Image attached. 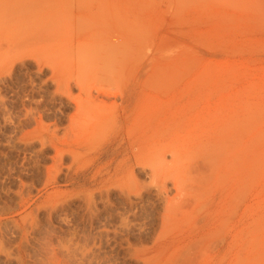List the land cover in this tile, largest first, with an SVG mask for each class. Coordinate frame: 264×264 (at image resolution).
I'll return each mask as SVG.
<instances>
[{
    "label": "rangeland",
    "instance_id": "1",
    "mask_svg": "<svg viewBox=\"0 0 264 264\" xmlns=\"http://www.w3.org/2000/svg\"><path fill=\"white\" fill-rule=\"evenodd\" d=\"M7 2L0 264H264V0Z\"/></svg>",
    "mask_w": 264,
    "mask_h": 264
},
{
    "label": "bare ground",
    "instance_id": "2",
    "mask_svg": "<svg viewBox=\"0 0 264 264\" xmlns=\"http://www.w3.org/2000/svg\"><path fill=\"white\" fill-rule=\"evenodd\" d=\"M9 1V0H8ZM3 3H5L4 5H1L0 6V23H1V26L0 27H2V25H4L3 27L5 28V29H9L11 26H12V24H13V22H14V20H15V18H14V16H13V7H6L5 5H6V3L7 4H9L8 2H7V0L6 1H4V2H2L1 4H3ZM11 4V3H10ZM9 4V5H10ZM13 4V3H12ZM21 5V4H20ZM19 4H18V6H20ZM25 5V4H24ZM8 6V5H7ZM10 6H12V5H10ZM22 6V5H21ZM1 7H5V9H3V8H1ZM16 7H17V5H16ZM11 8H12V13H11ZM4 11H3V10ZM20 14V13H19ZM19 16V15H18ZM18 16H17V18H18ZM17 20V19H16ZM15 20V21H16ZM24 20V19H23ZM18 21H19V19H18ZM17 22V21H16ZM22 22V21H21ZM21 22H20V24H21ZM88 21H85L84 23H83V25L85 24V26H84V28L86 27V25L88 24L87 23ZM22 25V24H21ZM23 26V25H22ZM20 27V26H19ZM88 27L91 29L92 27L90 26V25H88ZM87 27V28H88ZM21 28V27H20ZM86 29V28H85ZM89 29V30H90ZM93 29V28H92ZM91 29V30H92ZM94 30V29H93ZM15 31V30H14ZM24 31V30H23ZM26 31H27V29H26ZM88 31V30H87ZM16 32V31H15ZM13 33V32H12ZM22 35V34H21ZM29 36V35H28ZM30 37V36H29ZM118 37L119 36H117V35H113V37H112V39H115V40H117L118 39ZM30 39V38H29ZM106 38H103L102 40H105ZM111 39V40H112ZM101 43H99V45H106L107 43H109V42H104V41H100ZM4 44V43H3ZM13 71V70H12ZM9 75L11 76V71L9 70ZM104 75V73L103 72H100V73H98V74H96L95 76L97 77V80L100 82L98 85H95V87H92V86H89V85H87V84H85L84 82H85V80L86 79H81V80H78V82H76V84L77 85H79L78 87H79V89H80V95L77 97V98H72L71 97V95H67V97L69 98V99H71V100H74L73 102H74V104H75V107H76V110H77V112H76V115H79V113H83L86 117H88V118H90L91 120H94L95 118H97V119H101V118H105L106 116H110V117H112V116H114V117H116L117 118V116H119L120 117V115L122 114V117H120V118H122V119H125L126 121H127V119H126V117L124 116V115H126V114H128V113H131V115L132 116H134L133 118H132V121L133 122H136L138 119H140L141 118V115H143V110L139 107V108H137V106L139 105H134V107L133 108H131V105H128V106H123L122 107V109H120L117 105H110V104H108L107 102H106V98H111V97H115L116 99H121L122 101H125V99H127V95H130V98L131 97H133V95H135V93H134V91L132 92V91H123L122 89H118V91L115 93V94H113V93H109V92H107V90L106 89H104V84H103V82H106V81H108V79H109V76H103ZM10 76H8V74H7V77L8 78H12V77H10ZM1 78V77H0ZM6 78V77H5ZM5 78H1V79H4V80H6L7 81V79H5ZM9 80V79H8ZM3 81V80H2ZM2 83H4V82H2ZM59 85V84H58ZM58 87V86H57ZM69 87V86H68ZM60 87H58L57 89H59ZM1 89V88H0ZM68 89H70V88H68ZM84 97H87V99L85 98V100H84ZM1 98V97H0ZM100 98V99H99ZM97 99H99V100H97ZM2 101V100H1ZM121 101V102H122ZM4 105V104H3ZM183 107V106H182ZM181 108V107H180ZM174 109H176V108H174ZM144 111H146V110H144ZM175 113H176V111H174ZM27 113L30 115H32V113H33V109H31V110H29V111H27ZM179 114H181V113H179ZM75 115V116H76ZM75 116L74 117H72V119H74L75 118ZM172 117V116H171ZM175 117V116H174ZM182 117V116H181ZM183 120V119H182ZM138 134V133H137ZM118 134H115V137L117 136ZM131 135H132V132H131ZM142 135V134H141ZM135 138V139H134ZM141 138H144V137H142L141 136ZM139 138H137V140H138ZM136 140V136L135 137H133V135H132V139H130V141H124L123 142V144H127V146H128V148H137L138 150H141L142 149V146H144V144H141V143H139L140 141H137ZM143 142V141H142ZM59 155V154H58ZM60 156V155H59ZM58 156V157H59ZM160 161H157V163H159ZM157 163L156 164H154V162H153V164H152V170L153 171H155V167L157 166ZM156 165V166H155ZM159 165V164H158ZM70 168H68V170H69ZM175 184H177V182L175 181L174 182ZM109 190V189H108ZM101 192H103V191H101ZM105 192H107V191H105ZM108 192H111L110 190L108 191ZM109 194V193H108ZM133 206V204H131V207Z\"/></svg>",
    "mask_w": 264,
    "mask_h": 264
}]
</instances>
